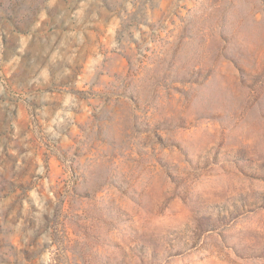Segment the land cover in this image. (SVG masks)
Returning <instances> with one entry per match:
<instances>
[{"label":"rangeland","instance_id":"1","mask_svg":"<svg viewBox=\"0 0 264 264\" xmlns=\"http://www.w3.org/2000/svg\"><path fill=\"white\" fill-rule=\"evenodd\" d=\"M0 264H264V0H0Z\"/></svg>","mask_w":264,"mask_h":264}]
</instances>
